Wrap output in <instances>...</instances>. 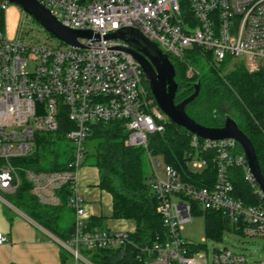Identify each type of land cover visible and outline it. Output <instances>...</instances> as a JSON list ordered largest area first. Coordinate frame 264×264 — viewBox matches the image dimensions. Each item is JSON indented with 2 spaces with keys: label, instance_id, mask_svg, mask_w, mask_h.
<instances>
[{
  "label": "built area",
  "instance_id": "built-area-1",
  "mask_svg": "<svg viewBox=\"0 0 264 264\" xmlns=\"http://www.w3.org/2000/svg\"><path fill=\"white\" fill-rule=\"evenodd\" d=\"M64 26L91 30L93 37H79L80 46L58 40L52 45L25 40L6 32L8 1L0 0V201L7 200L22 179L31 184L39 203L58 206L66 192L73 210L69 236L59 241L77 264L83 249L121 247L130 243L126 230L91 229L85 200L77 188L84 159V142L95 122L123 120L125 144L142 147L150 164L148 181L156 210L166 229L165 237L139 247L141 264H264V255L247 260L228 248L207 252L181 236L192 220V203L221 211L230 224L247 235L264 237V195L247 168L243 151L233 138L205 139L191 133L186 165L214 168V182L195 186L184 180L149 140L164 131L169 118L156 104L138 61L127 51L128 43L107 35L123 27L138 29L162 52L183 60L191 48L209 52L220 62L242 63L249 73L264 72V0H38ZM32 63V70L27 68ZM192 70L189 69L188 71ZM192 74V73H190ZM189 74V75H190ZM66 114L73 126L66 132L73 150L61 170L34 171L14 159L30 154L34 136L56 131L59 116ZM242 170L250 185V200L234 194L231 171ZM7 237L0 232V244Z\"/></svg>",
  "mask_w": 264,
  "mask_h": 264
},
{
  "label": "trees",
  "instance_id": "trees-1",
  "mask_svg": "<svg viewBox=\"0 0 264 264\" xmlns=\"http://www.w3.org/2000/svg\"><path fill=\"white\" fill-rule=\"evenodd\" d=\"M3 19V12H0V24ZM189 51H198L205 56L207 64L203 71L191 75L186 73L187 65L191 64ZM170 59L176 70L175 81L178 85L175 101L189 95L193 91V83L199 81L198 95L185 106L187 114L198 123L211 127L220 126L226 115L231 116L251 140L264 174V72L249 73L242 63L230 64L228 59L217 62L209 52L199 48L189 49L183 60ZM72 126L66 114H61L57 130L36 133L32 152L14 159V162L34 171L64 169L73 150L71 141L66 137V132ZM126 134L123 120L100 121L90 125L84 142V160L89 158L90 163L98 169L99 187L111 195L112 217L134 223V229L128 231L130 243L121 247L83 249L98 264H141L136 258L139 247L152 243L157 235L165 237L166 229L156 210V197L142 171L144 150L139 146H126ZM190 138L189 131L169 120L164 131L150 137L149 146L184 180L195 186L212 185L214 168L211 164L200 171H192L186 165L185 155L191 150ZM87 140L94 144L93 152L87 149ZM231 181L234 194L248 202L251 187L244 180L240 168L232 169ZM9 196L13 198L11 203L14 206L49 231L56 232L52 227L55 208L66 205L65 190L61 193L60 205H42L32 194L31 184L22 179L17 191ZM197 213L204 215L205 236L208 238L221 239L224 231L241 232L230 224L221 211L201 208L193 202L192 214ZM194 245L196 248L204 246L200 243Z\"/></svg>",
  "mask_w": 264,
  "mask_h": 264
},
{
  "label": "water",
  "instance_id": "water-1",
  "mask_svg": "<svg viewBox=\"0 0 264 264\" xmlns=\"http://www.w3.org/2000/svg\"><path fill=\"white\" fill-rule=\"evenodd\" d=\"M20 6L57 40L73 46H80L79 37L91 38V30L71 29L62 25L38 0H6ZM107 37L125 40L127 51L138 61L148 82L149 90L162 112L171 122L183 127L192 134L205 139L233 138L240 145L247 168L252 173L264 195V174L261 171L254 146L249 137L238 127L237 122L226 115L220 126H206L190 117L185 106L198 95L200 82L193 83V91L179 101H175L177 82L176 70L170 57L158 45L145 37L138 29L123 27Z\"/></svg>",
  "mask_w": 264,
  "mask_h": 264
},
{
  "label": "crops",
  "instance_id": "crops-1",
  "mask_svg": "<svg viewBox=\"0 0 264 264\" xmlns=\"http://www.w3.org/2000/svg\"><path fill=\"white\" fill-rule=\"evenodd\" d=\"M78 176L77 188L85 200L87 222L91 229L126 231L134 229L132 221L112 217L111 195L99 187V172L95 166L90 163L80 167ZM60 208L62 207L55 208L56 232L53 233L21 209L15 211L0 201V232L7 237V241L0 244V264H72L67 257L71 252L59 241L63 238L61 235L68 237L72 229L70 227L65 233L58 226ZM82 251V256H86L84 253L87 252Z\"/></svg>",
  "mask_w": 264,
  "mask_h": 264
},
{
  "label": "rangeland",
  "instance_id": "rangeland-1",
  "mask_svg": "<svg viewBox=\"0 0 264 264\" xmlns=\"http://www.w3.org/2000/svg\"><path fill=\"white\" fill-rule=\"evenodd\" d=\"M6 32L8 35H22L25 40H33L35 42H45L48 44L56 45L58 40L51 36L44 28L41 26L33 17L27 14L20 6L9 3V6L6 11ZM188 56L191 64L187 65L186 73H198L199 70L203 71L206 67L207 60L204 55L200 52L189 51ZM235 64V63H232ZM196 67V69H195ZM188 71L189 69H191ZM29 71L32 70V63L29 62L27 68ZM191 75V74H190ZM125 140V139H124ZM125 144V142H124ZM93 143L92 141L87 140L86 147L89 152H93ZM126 145V144H125ZM128 146V145H126ZM84 160V159H83ZM142 161V171L144 175L149 177L150 175V164L146 154L144 153L141 157ZM90 164V159L84 160L82 166H87ZM188 168L192 171L199 168L192 166V161H189ZM79 178V176H78ZM79 184V179H78ZM79 191V190H78ZM79 194L83 197L82 192L79 191ZM7 200L12 202L13 198L9 195H6ZM61 209L60 217L57 220L58 226L63 232L66 233L67 229L73 225V210L70 207L64 206ZM20 214V213H19ZM22 215V214H21ZM55 226V223H52V227ZM181 236L192 244H203V250L207 252V257L211 262L212 254L215 249L228 248L235 252H240L245 255L246 259L253 260L264 255V237L257 235H247L243 232L236 230L224 231L221 239L215 240L213 238H208L205 236V224H204V215L197 213L192 214V220L186 222L181 230ZM84 252V251H82ZM85 260L79 259L78 263L80 264H98L95 259L90 257L87 253H84ZM68 261H72V264L75 263L74 255H68Z\"/></svg>",
  "mask_w": 264,
  "mask_h": 264
}]
</instances>
